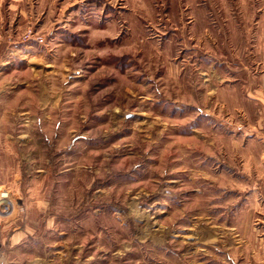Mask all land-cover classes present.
Here are the masks:
<instances>
[{"label":"rangeland","instance_id":"rangeland-1","mask_svg":"<svg viewBox=\"0 0 264 264\" xmlns=\"http://www.w3.org/2000/svg\"><path fill=\"white\" fill-rule=\"evenodd\" d=\"M8 1L0 231L40 205L55 264H256L227 252L208 177L264 71V0Z\"/></svg>","mask_w":264,"mask_h":264},{"label":"crops","instance_id":"crops-1","mask_svg":"<svg viewBox=\"0 0 264 264\" xmlns=\"http://www.w3.org/2000/svg\"><path fill=\"white\" fill-rule=\"evenodd\" d=\"M6 1L8 5V0H0V13ZM12 1L14 8L17 0ZM255 77L256 82H250L252 86L241 94V103H225L230 111H236L240 123L230 118L232 127L223 151L225 165L223 170L212 168L215 176L208 178L215 189L210 197L219 208L216 214L222 215L225 223L227 252H240L246 262L264 264V71ZM34 210L43 212L40 205L27 207L22 221L13 218L7 231H0V264H55L51 246L40 234V216L27 217ZM203 212L200 209L199 215ZM53 222V217H48L44 228L50 229Z\"/></svg>","mask_w":264,"mask_h":264},{"label":"built area","instance_id":"built-area-1","mask_svg":"<svg viewBox=\"0 0 264 264\" xmlns=\"http://www.w3.org/2000/svg\"><path fill=\"white\" fill-rule=\"evenodd\" d=\"M13 205L14 203L10 191L6 188H2L0 190V217L3 218L10 215Z\"/></svg>","mask_w":264,"mask_h":264}]
</instances>
